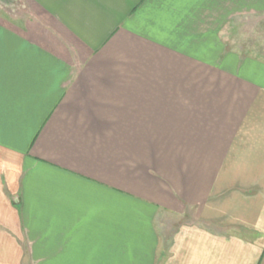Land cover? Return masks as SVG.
<instances>
[{
  "label": "crops",
  "instance_id": "crops-1",
  "mask_svg": "<svg viewBox=\"0 0 264 264\" xmlns=\"http://www.w3.org/2000/svg\"><path fill=\"white\" fill-rule=\"evenodd\" d=\"M25 3L0 14V264H264V54L226 36L264 0Z\"/></svg>",
  "mask_w": 264,
  "mask_h": 264
},
{
  "label": "rangeland",
  "instance_id": "rangeland-1",
  "mask_svg": "<svg viewBox=\"0 0 264 264\" xmlns=\"http://www.w3.org/2000/svg\"><path fill=\"white\" fill-rule=\"evenodd\" d=\"M27 11L25 0H0V14ZM226 36L235 46H250L264 54V15L237 18L229 22ZM195 218L176 219L177 223L192 222Z\"/></svg>",
  "mask_w": 264,
  "mask_h": 264
}]
</instances>
